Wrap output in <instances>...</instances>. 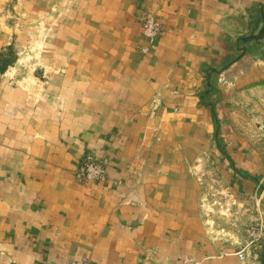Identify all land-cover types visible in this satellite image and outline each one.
Listing matches in <instances>:
<instances>
[{"label": "crops", "instance_id": "1", "mask_svg": "<svg viewBox=\"0 0 264 264\" xmlns=\"http://www.w3.org/2000/svg\"><path fill=\"white\" fill-rule=\"evenodd\" d=\"M263 6L0 0V59L13 55L0 69V264H264V252L242 263L239 245L207 230L193 173L222 138L220 79L264 64V48L243 55L238 42ZM148 14L163 32L145 54ZM242 143L224 140L219 158L251 210L264 167ZM88 156L105 181L79 182Z\"/></svg>", "mask_w": 264, "mask_h": 264}, {"label": "rangeland", "instance_id": "2", "mask_svg": "<svg viewBox=\"0 0 264 264\" xmlns=\"http://www.w3.org/2000/svg\"><path fill=\"white\" fill-rule=\"evenodd\" d=\"M249 11L245 10L247 15L245 24L239 21L245 30L249 23ZM251 32L245 33L243 37L250 35ZM27 54L22 57L23 60L26 59ZM220 80L225 83L224 89L219 90L220 97L222 101L229 104L226 117L219 120L222 138L213 140V152L203 153L198 157L193 173L201 188L199 207L204 215L207 230L220 234L225 239H231L240 248L246 240L244 233L246 226L258 215L264 221V198L261 195L256 196L255 207L251 210L237 200L229 183V175L226 174L227 169L224 173L225 168H222L219 157H221L222 146H225L224 140L230 146L233 142L238 143L241 140L245 150L256 153L261 158L264 167V64L253 67L250 73H247L239 82L227 81L223 78ZM238 86L240 87L237 88ZM234 113L235 117H229ZM227 130L230 133L228 138H226ZM215 131H218V128ZM263 250H261L260 258ZM252 261L255 262L253 259ZM83 262L88 264L86 259Z\"/></svg>", "mask_w": 264, "mask_h": 264}, {"label": "built area", "instance_id": "3", "mask_svg": "<svg viewBox=\"0 0 264 264\" xmlns=\"http://www.w3.org/2000/svg\"><path fill=\"white\" fill-rule=\"evenodd\" d=\"M199 1V0H194ZM143 28L146 37L149 39L150 47L143 49L146 54L155 48V42L163 32V25L158 17L147 15L143 19ZM107 178V166L102 161H98L91 156L86 157L77 171V179L82 184L90 182H102ZM246 240L241 244L237 252L238 259L245 263L253 259L260 260L261 250L264 248V221L260 216L254 218V221L246 226L244 230Z\"/></svg>", "mask_w": 264, "mask_h": 264}, {"label": "water", "instance_id": "4", "mask_svg": "<svg viewBox=\"0 0 264 264\" xmlns=\"http://www.w3.org/2000/svg\"><path fill=\"white\" fill-rule=\"evenodd\" d=\"M238 42L243 43L242 47V54L245 55L248 51L249 46L252 43H256L259 45L261 48H264V6L261 7L260 10V20L257 29L252 32L250 35L246 37H241ZM215 73L217 72L216 70H213ZM213 78V73L209 76L208 79V86H211V80Z\"/></svg>", "mask_w": 264, "mask_h": 264}, {"label": "trees", "instance_id": "5", "mask_svg": "<svg viewBox=\"0 0 264 264\" xmlns=\"http://www.w3.org/2000/svg\"><path fill=\"white\" fill-rule=\"evenodd\" d=\"M12 56H13V55H11V54L9 53L7 57H5V58H1V59H0V65L3 64V65L0 67L1 70H4V69L7 67V65H9V64L13 61V57H12Z\"/></svg>", "mask_w": 264, "mask_h": 264}]
</instances>
